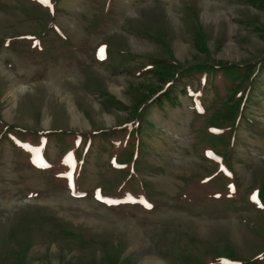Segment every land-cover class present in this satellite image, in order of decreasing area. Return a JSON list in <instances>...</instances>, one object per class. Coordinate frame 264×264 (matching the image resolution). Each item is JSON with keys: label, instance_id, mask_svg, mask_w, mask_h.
Listing matches in <instances>:
<instances>
[{"label": "rangeland", "instance_id": "obj_1", "mask_svg": "<svg viewBox=\"0 0 264 264\" xmlns=\"http://www.w3.org/2000/svg\"><path fill=\"white\" fill-rule=\"evenodd\" d=\"M0 65V264H264V0H0Z\"/></svg>", "mask_w": 264, "mask_h": 264}, {"label": "bare ground", "instance_id": "obj_2", "mask_svg": "<svg viewBox=\"0 0 264 264\" xmlns=\"http://www.w3.org/2000/svg\"><path fill=\"white\" fill-rule=\"evenodd\" d=\"M0 72H4L3 71V69H2V67H1V65H0ZM7 76V75H6ZM8 77V76H7ZM16 88V83H12V89L14 90ZM20 88V87H19ZM119 88V87H118ZM23 92H24V88H20ZM18 91V90H17ZM20 91V90H19ZM14 94H15V92H14ZM16 95V94H15ZM71 115H72V120H73V124L74 125H76V124H81V123H83L84 121H83V119H82V117H81V115L80 114H78L75 110H72V112H71ZM49 123V122H48ZM146 263V262H145ZM145 263H143V264H145ZM148 264H153V263H148Z\"/></svg>", "mask_w": 264, "mask_h": 264}]
</instances>
